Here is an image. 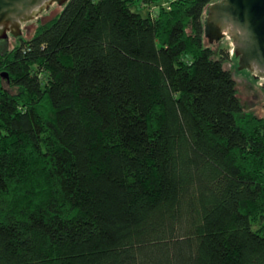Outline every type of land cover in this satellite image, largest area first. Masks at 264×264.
Instances as JSON below:
<instances>
[{"label":"trees","instance_id":"obj_1","mask_svg":"<svg viewBox=\"0 0 264 264\" xmlns=\"http://www.w3.org/2000/svg\"><path fill=\"white\" fill-rule=\"evenodd\" d=\"M135 2L68 0L0 53V264H264V119L203 45L218 0Z\"/></svg>","mask_w":264,"mask_h":264},{"label":"water","instance_id":"obj_2","mask_svg":"<svg viewBox=\"0 0 264 264\" xmlns=\"http://www.w3.org/2000/svg\"><path fill=\"white\" fill-rule=\"evenodd\" d=\"M68 0H0V39L7 44L21 34L23 27L52 4ZM206 43L222 42L229 35L239 70H247L254 79H264V0H219L209 6L204 18ZM27 32V31H26ZM264 110V105L260 106ZM259 107V108H260ZM258 112V110H257Z\"/></svg>","mask_w":264,"mask_h":264},{"label":"rangeland","instance_id":"obj_3","mask_svg":"<svg viewBox=\"0 0 264 264\" xmlns=\"http://www.w3.org/2000/svg\"><path fill=\"white\" fill-rule=\"evenodd\" d=\"M134 1L136 2L134 6L131 7V10L133 12L140 13L142 16H146L149 11H154V13H157L156 11H158L157 5H159V0ZM163 1L164 0H160V5L163 3ZM56 6L57 3L52 4L48 9H43L42 11H40L36 18L27 23H24L20 29H23V27H29L30 29L21 30L22 35L15 37L10 45L7 44V41L5 39H0V53L20 46L21 42L30 40L34 34L35 29L40 24L48 22L57 14H59L64 8V5H60L59 8H57ZM206 12L207 10H205L203 16V27L205 25L204 18L206 16ZM204 35L205 28L203 36ZM206 42L207 40L203 38V45L210 48L214 52L215 58L220 59V57L228 56L223 64V67L231 73L233 79L235 80L237 96L241 102L243 113L245 115L264 119V110L262 109V107H260L264 105V79H254V76H252L249 71L241 69L239 70V59L238 57L236 58V55L233 52V42L229 35H226L222 42L218 43L217 45L215 44V41H212V45H209ZM40 80L44 83L46 77L41 76Z\"/></svg>","mask_w":264,"mask_h":264},{"label":"built area","instance_id":"obj_4","mask_svg":"<svg viewBox=\"0 0 264 264\" xmlns=\"http://www.w3.org/2000/svg\"><path fill=\"white\" fill-rule=\"evenodd\" d=\"M174 1H177V0H164L163 1V3L160 5V0L158 1V4L159 5H157V7L159 8V7H162V8H164L165 10H169V8H170V5H171V3L172 2H174ZM157 12V11H156ZM157 13H154V11L153 12H148L146 15H149L150 17H155V15H156Z\"/></svg>","mask_w":264,"mask_h":264}]
</instances>
